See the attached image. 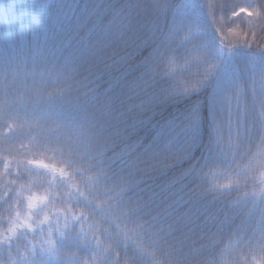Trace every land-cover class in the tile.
Returning <instances> with one entry per match:
<instances>
[{
	"label": "clouds",
	"instance_id": "obj_1",
	"mask_svg": "<svg viewBox=\"0 0 264 264\" xmlns=\"http://www.w3.org/2000/svg\"><path fill=\"white\" fill-rule=\"evenodd\" d=\"M197 6L0 62V264H264V0Z\"/></svg>",
	"mask_w": 264,
	"mask_h": 264
},
{
	"label": "trees",
	"instance_id": "obj_2",
	"mask_svg": "<svg viewBox=\"0 0 264 264\" xmlns=\"http://www.w3.org/2000/svg\"><path fill=\"white\" fill-rule=\"evenodd\" d=\"M114 0H0V62L57 53L68 60L87 53L84 31ZM197 0H177L178 15L198 12ZM250 12L253 13L252 9ZM107 19V16H105ZM119 21V17L117 18ZM119 27V23L113 28ZM30 54V55H29Z\"/></svg>",
	"mask_w": 264,
	"mask_h": 264
},
{
	"label": "snow or ice",
	"instance_id": "obj_3",
	"mask_svg": "<svg viewBox=\"0 0 264 264\" xmlns=\"http://www.w3.org/2000/svg\"><path fill=\"white\" fill-rule=\"evenodd\" d=\"M239 11L240 12H244L247 15H252L253 14L252 12H249L246 8H241Z\"/></svg>",
	"mask_w": 264,
	"mask_h": 264
},
{
	"label": "rangeland",
	"instance_id": "obj_4",
	"mask_svg": "<svg viewBox=\"0 0 264 264\" xmlns=\"http://www.w3.org/2000/svg\"><path fill=\"white\" fill-rule=\"evenodd\" d=\"M243 8H246V9L250 12V9H251V8H248V7H243ZM239 10H240V9H239Z\"/></svg>",
	"mask_w": 264,
	"mask_h": 264
}]
</instances>
